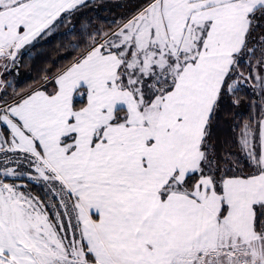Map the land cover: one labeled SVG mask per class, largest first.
Instances as JSON below:
<instances>
[{
	"label": "snow or ice",
	"instance_id": "obj_1",
	"mask_svg": "<svg viewBox=\"0 0 264 264\" xmlns=\"http://www.w3.org/2000/svg\"><path fill=\"white\" fill-rule=\"evenodd\" d=\"M85 7L0 0V264H264V0H137L12 88Z\"/></svg>",
	"mask_w": 264,
	"mask_h": 264
},
{
	"label": "trees",
	"instance_id": "obj_2",
	"mask_svg": "<svg viewBox=\"0 0 264 264\" xmlns=\"http://www.w3.org/2000/svg\"><path fill=\"white\" fill-rule=\"evenodd\" d=\"M112 2L108 3L110 4ZM108 3L103 1V5ZM94 6L95 3L87 4V7L83 8L82 11L85 12L88 9V14H86L85 16L79 15V23L73 21V24L61 27L54 37L41 39L38 44H36L28 53H26L19 60L18 68L13 70L11 76L7 77V79L12 84V88H15L17 90L28 89L29 87L40 82L45 73V70L52 66L53 60H57L61 64L66 62L64 60H61L60 57L67 55L70 49L67 48L66 45L75 37L74 33L63 35V33H66L68 31V28L74 25L75 29L78 32L82 26L89 27V22H91L92 26L103 27L113 21V19L108 16L109 13L106 10L101 11L99 13L100 16L95 15V10L90 9ZM115 12L116 11H113L112 13ZM119 18L121 17L119 16ZM12 88L8 89L9 93H11ZM239 96L242 101L239 107L233 106L226 98L223 107L219 111L216 120V126L213 130L214 140L219 139L222 141L224 138L230 136V127L241 118H246L249 110L248 106L252 98L250 87H246L244 90H242L239 93Z\"/></svg>",
	"mask_w": 264,
	"mask_h": 264
},
{
	"label": "rangeland",
	"instance_id": "obj_3",
	"mask_svg": "<svg viewBox=\"0 0 264 264\" xmlns=\"http://www.w3.org/2000/svg\"><path fill=\"white\" fill-rule=\"evenodd\" d=\"M113 1V2H112ZM104 2H112V3H108V4H105V5H103L102 7H100V5H98V6H94V7H92V8H90V9H94L95 10V15H98V16H100L99 15V13L101 12V11H104V10H106V11H108V13H109V17L110 18H112L113 20H119L120 18H119V16L120 17H122V16H124V15H126V14H128L132 9H133V7H134V5H135V3L137 2V0H104ZM87 11H89L88 9H87ZM87 11H82V13H83V15L85 16L86 14H88V12ZM93 11V10H92ZM111 13H110V12ZM113 11H116L115 13H112ZM114 15H115V18H114ZM83 16V17H84ZM118 17V18H117ZM108 18V17H107ZM37 41H40V39H38ZM27 47H29V46H27ZM26 47V49H24V50H22V53L25 51V50H27L28 48ZM32 47V46H31ZM22 55V54H21ZM34 191H40V189L39 188H35L34 187V189H33Z\"/></svg>",
	"mask_w": 264,
	"mask_h": 264
},
{
	"label": "crops",
	"instance_id": "obj_4",
	"mask_svg": "<svg viewBox=\"0 0 264 264\" xmlns=\"http://www.w3.org/2000/svg\"><path fill=\"white\" fill-rule=\"evenodd\" d=\"M103 1L104 0H87V4H91V3H95V6H98V5H100V7H102L103 6ZM41 40V39H40ZM38 42L39 41H36V42H34V45H29V47H27L28 49L27 50H25L23 53H22V55H21V57L19 58V60L26 54V53H28L36 44H38ZM32 46V47H31Z\"/></svg>",
	"mask_w": 264,
	"mask_h": 264
}]
</instances>
